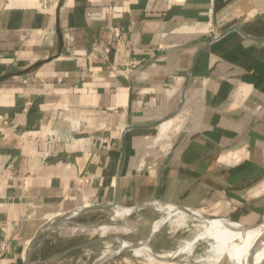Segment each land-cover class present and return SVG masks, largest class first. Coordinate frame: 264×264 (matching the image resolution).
I'll return each instance as SVG.
<instances>
[{"label":"crops","instance_id":"1","mask_svg":"<svg viewBox=\"0 0 264 264\" xmlns=\"http://www.w3.org/2000/svg\"><path fill=\"white\" fill-rule=\"evenodd\" d=\"M157 202L264 216V0H0V264Z\"/></svg>","mask_w":264,"mask_h":264},{"label":"rangeland","instance_id":"2","mask_svg":"<svg viewBox=\"0 0 264 264\" xmlns=\"http://www.w3.org/2000/svg\"><path fill=\"white\" fill-rule=\"evenodd\" d=\"M154 204L134 208L133 213L126 221L112 220V211L107 209L84 211L75 219L70 217L72 213L51 218L45 222L36 240L28 247L26 259L29 264H99L98 259L108 244L119 248L117 244L110 243L111 239L131 241L137 245L149 238L154 223L164 217L163 213L155 210ZM194 212L209 216L205 211ZM71 219L80 225H88L89 228L65 225V222H71ZM250 221L253 220L250 219ZM262 222L264 223V216L254 223L260 225ZM52 226L56 228L55 231ZM195 236L196 232L191 224L186 227H177L171 221H167L154 235L149 247L153 249L156 256L175 252L171 257L172 263L171 258L170 262L169 258L151 261L146 257L133 256L131 251H122L114 254L110 259H105L100 264H203L199 260L206 257L205 250L208 247L206 243H197L193 254H176L179 249L183 248L182 246L185 247L186 244L192 242ZM74 247L80 248L61 256L65 251ZM157 260L161 262L159 263Z\"/></svg>","mask_w":264,"mask_h":264},{"label":"bare ground","instance_id":"3","mask_svg":"<svg viewBox=\"0 0 264 264\" xmlns=\"http://www.w3.org/2000/svg\"><path fill=\"white\" fill-rule=\"evenodd\" d=\"M154 208L155 210L163 213L164 217L154 223L152 232L149 234L150 236L146 241L135 245L134 243H131V241H124L117 238L111 239L110 243L117 244L119 248H114L108 244L105 247L101 257L98 259V263L100 264L105 259H110L114 254L118 252L120 253L122 251H131L133 256L146 257L147 260L151 261L169 258L170 262V258L174 256L175 252L172 254L156 256L153 249L149 247V243L153 239L154 235L160 231L161 227L167 221H171L172 224L177 225V227H186L187 225L191 224L194 228V231L196 232V236L194 237L193 241L186 244L185 247L181 244L183 248H178L180 251L178 250L179 252L177 251L176 254H193L197 243L203 242L208 245L207 249L205 250L206 257H203L199 260L203 264H247L250 248H252V246L255 244L257 238L259 239L260 236H262L261 233L264 231V223L256 226H246L225 218L219 219V217H206L201 213L194 212L197 210L181 207L176 204L157 202L154 204ZM84 211L87 212L91 210L90 208H85L75 211L70 217L72 219L78 218L79 215H81V212ZM111 211V219L121 221H126L128 217H130L131 213H133L132 208L122 207H116ZM65 225L82 227L84 229L89 228L88 225H80L73 220L71 222L66 221ZM52 229L53 231L56 230L54 226H52ZM255 258L258 261H261L264 258V244L261 246V249L256 252ZM160 262L161 261H159V263ZM172 262L173 259L171 263Z\"/></svg>","mask_w":264,"mask_h":264},{"label":"water","instance_id":"4","mask_svg":"<svg viewBox=\"0 0 264 264\" xmlns=\"http://www.w3.org/2000/svg\"><path fill=\"white\" fill-rule=\"evenodd\" d=\"M179 206V205H178ZM118 207L117 204L115 205H111V206H97V207H93V208H90L91 211H94V210H97V209H107V210H112L114 208ZM211 218H218L216 216H209ZM220 219V217H219ZM227 219V218H225ZM230 220V219H229ZM262 236H260V238L258 239L257 238V241L255 242V244L252 246V248H250V252H249V256H248V261H247V264H264V258L261 260V261H258L255 257H256V252L258 250L261 249V246L264 244V231L261 233ZM38 237V236H37ZM36 240V239H35ZM34 240V241H35ZM33 241V242H34ZM32 242V243H33ZM31 243V244H32ZM30 244V245H31ZM80 247H74L72 249H69L67 251H65L61 256H64L66 255L67 253H70L72 251H75L77 249H79ZM24 264H29L28 263V259L25 258V261H24Z\"/></svg>","mask_w":264,"mask_h":264},{"label":"built area","instance_id":"5","mask_svg":"<svg viewBox=\"0 0 264 264\" xmlns=\"http://www.w3.org/2000/svg\"><path fill=\"white\" fill-rule=\"evenodd\" d=\"M224 36H225L224 33L215 34L214 37L211 40V43L212 42H217V41L221 40ZM49 141H50V143H53L54 138L51 137Z\"/></svg>","mask_w":264,"mask_h":264}]
</instances>
